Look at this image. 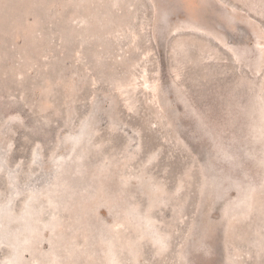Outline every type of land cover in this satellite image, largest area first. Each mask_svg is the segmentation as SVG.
I'll list each match as a JSON object with an SVG mask.
<instances>
[{"label":"rangeland","instance_id":"obj_1","mask_svg":"<svg viewBox=\"0 0 264 264\" xmlns=\"http://www.w3.org/2000/svg\"><path fill=\"white\" fill-rule=\"evenodd\" d=\"M0 264H264V0H0Z\"/></svg>","mask_w":264,"mask_h":264},{"label":"trees","instance_id":"obj_2","mask_svg":"<svg viewBox=\"0 0 264 264\" xmlns=\"http://www.w3.org/2000/svg\"><path fill=\"white\" fill-rule=\"evenodd\" d=\"M258 98H260V96L258 95L257 96ZM255 102H256V100H255ZM238 108V107H237ZM241 107H239V109H240ZM241 138V137H240ZM239 138V139H240ZM243 138H245L244 136L242 137V139ZM235 139V138H234ZM238 139V138H237ZM246 139V138H245ZM228 148H229V146H228ZM227 152V151H226ZM229 152H227V154H228ZM231 157V156H230ZM256 168V166L255 167H253L252 166V163L250 164V166H249V168H247V170L245 171V173L246 174H248V175H250V174H252V172H257V169H255Z\"/></svg>","mask_w":264,"mask_h":264}]
</instances>
